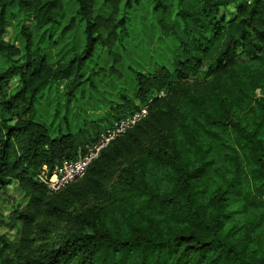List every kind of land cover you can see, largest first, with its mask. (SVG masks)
Wrapping results in <instances>:
<instances>
[{
  "label": "trees",
  "instance_id": "16d2710c",
  "mask_svg": "<svg viewBox=\"0 0 264 264\" xmlns=\"http://www.w3.org/2000/svg\"><path fill=\"white\" fill-rule=\"evenodd\" d=\"M72 1L62 25L64 0H0V188L15 183L30 202L18 240L0 237V264H264V0H150L158 34L175 41L168 64L129 66L132 97L119 93L74 130L65 114L52 134L35 119L40 94L62 84L67 107L96 76L122 78L116 46L142 2ZM13 9L31 21L21 47L4 39ZM77 27L81 45L65 60L34 42ZM100 50L110 65L97 69ZM143 106L83 177L48 193L43 165L76 158Z\"/></svg>",
  "mask_w": 264,
  "mask_h": 264
},
{
  "label": "rangeland",
  "instance_id": "374dc122",
  "mask_svg": "<svg viewBox=\"0 0 264 264\" xmlns=\"http://www.w3.org/2000/svg\"><path fill=\"white\" fill-rule=\"evenodd\" d=\"M64 3L65 9L60 16L62 25L75 11V4L72 0H64ZM150 4V0H142L140 6L131 12L130 37L124 41L123 45L116 46V50L121 51L123 57L118 65L123 74L122 78L117 79L104 74L96 76L95 86L85 85L78 99L69 103L67 107L63 97L62 84L49 87L40 94L36 103L35 119L45 123L52 134H56L58 127L63 125L64 120H61V117L65 114H67L69 123L74 130L77 124H81L84 117L99 119L103 115L101 105L108 104V101H117L119 93H125L132 97L134 79L129 66L146 72L153 70L156 64H168L175 41L173 38L162 37L158 34L155 24L150 20ZM15 12L18 13L13 9V12L10 10L8 14L4 39L21 47L23 38L20 28L28 27L31 21L28 16L21 13L14 15ZM233 12L234 8L230 6L227 9H222L221 15L229 19ZM38 36V33H35L34 42L43 48L51 63L68 58L71 51L79 48L82 42L79 27L66 33L64 37L56 35L52 40L46 36L43 38H38ZM96 58L98 59L97 69L110 65L103 50L99 51ZM17 85L18 78L14 77L10 87L14 89ZM257 95H260L259 90H257ZM29 206V197L15 183L0 188V237L6 236L11 241L18 240L21 222L16 218L17 211L27 209ZM75 207L78 208V205Z\"/></svg>",
  "mask_w": 264,
  "mask_h": 264
},
{
  "label": "built area",
  "instance_id": "2783aa9c",
  "mask_svg": "<svg viewBox=\"0 0 264 264\" xmlns=\"http://www.w3.org/2000/svg\"><path fill=\"white\" fill-rule=\"evenodd\" d=\"M147 114V106L140 107L133 114L116 121L111 127L102 131L93 143L87 145L83 152L78 153L76 158L65 159L52 169L43 165L38 174L39 182L46 187L48 193H57L83 177L91 162L99 157L112 140L123 135Z\"/></svg>",
  "mask_w": 264,
  "mask_h": 264
}]
</instances>
